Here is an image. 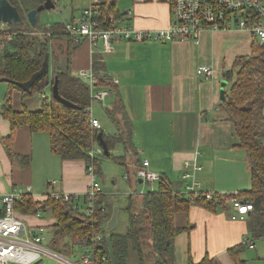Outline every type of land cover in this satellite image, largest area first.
<instances>
[{"label":"crops","instance_id":"1","mask_svg":"<svg viewBox=\"0 0 264 264\" xmlns=\"http://www.w3.org/2000/svg\"><path fill=\"white\" fill-rule=\"evenodd\" d=\"M91 1L71 0L67 15L54 24L77 21ZM125 1L127 8L122 11L116 5L121 24L139 31H157L172 23L170 0ZM256 41L259 40L245 28L207 31L198 44L116 41L110 50L101 42L93 47L81 39L68 66L73 74L80 69L93 70L97 59L102 67L100 74L107 76V81H117L105 108L112 109L117 99L124 102L137 154L133 160L131 152L117 144L123 147L124 154L116 157H127L125 163H120L127 167L133 161L139 167L147 160L150 170L160 173L174 191L181 193L191 182L185 173L193 174V168L200 167L196 171L200 191L247 195L252 189L249 155L238 146L235 125L221 99V86L226 81L227 91L225 76L235 70L238 58L253 54ZM52 44L55 48L66 47L61 39ZM200 65L212 66L215 75L209 79L198 77L196 70ZM100 88L108 86L97 85ZM24 100L22 105L27 106ZM97 105L101 107L100 103ZM97 105H93L95 111ZM110 124L104 122L102 130L114 135L117 128ZM9 134L10 123L0 114V195L16 187H31L28 196L41 203L54 191L84 197L91 182L85 159L64 160L52 152L48 132H34L28 126L16 131L10 150L5 143ZM40 208L39 216L37 212L18 215L33 229L45 228V244L51 249L56 219L50 208ZM231 214L229 202L208 207L195 199L188 209L176 212L174 225L181 232L174 239L173 264H239V260L245 264L243 255L248 248L241 247L244 239H258L253 229V211L245 219H232ZM75 247L63 254L51 249L59 256L46 257L36 264H69L63 260L73 263L68 258L76 256ZM237 248L241 249L233 255L232 249ZM78 258L77 264H83ZM128 264H139L135 253L131 252Z\"/></svg>","mask_w":264,"mask_h":264},{"label":"trees","instance_id":"2","mask_svg":"<svg viewBox=\"0 0 264 264\" xmlns=\"http://www.w3.org/2000/svg\"><path fill=\"white\" fill-rule=\"evenodd\" d=\"M9 1L18 9L24 23L20 26L6 24V32L12 35V39L6 41L4 48H0V78L6 77L17 82L27 81L41 69L47 52L51 53V70L35 82L29 93L9 83V90L0 109V114L10 123V134L5 140L7 147L11 150L16 131L28 126L34 132L50 134L51 149L54 154L61 156L64 160L85 159L87 165L90 163L87 150L94 145L101 146L98 134L102 132L110 154L105 155L103 150L101 157L94 160L95 168L99 171L101 170V159L113 156L111 150L117 144H122L126 152L134 153L131 121L121 99H117L112 109L105 108L104 111V117L117 128L116 134L95 130L90 125V114L87 111L92 104L89 81L73 74L69 66L67 70L60 66V58L66 56L69 61L71 54L79 45L67 32L65 24L56 23L49 26L44 33L47 35L39 37L36 32L40 29L38 28L40 13H38L34 28L29 23L27 14L46 0ZM53 1L56 4L58 0ZM117 1L101 0L102 21H107L109 15L120 19V13L116 9ZM56 39L64 40L66 47L55 48L52 43ZM99 65L96 59L93 70L97 85L108 86L113 91L116 90V85L107 81V76L100 74L102 67ZM55 76L58 77L60 95L76 107H69L57 101L52 91L50 95L44 93L46 87L50 85L53 87ZM225 79L228 81V89L225 91L223 105L235 125L240 142L238 146L249 155L252 173V189L247 195L239 194V197L253 204V229L258 238H261L264 237V43L256 41L253 54L249 57L238 58L235 70L228 73ZM15 90L20 92L21 97L25 99L39 94L40 108L31 110L22 105L21 110H15L12 102ZM113 157L122 163L126 162L127 158ZM101 195L95 199V212L92 216L86 215L87 201L85 198L80 202L66 203L54 200L50 194L44 203L35 201L29 195L21 202H17L15 208L17 213L24 214L36 213L41 206L44 209L50 208L56 219V225L49 247L63 254L69 253L71 246L80 248L82 240L87 235L98 232L108 223L112 210L110 211L104 205V198ZM138 196L139 206H136L134 197L129 196L126 207L128 229L125 234L109 229L103 230L101 248L98 251L106 259L98 264H111L106 241L108 234L112 236L116 264H128L131 252L137 255L139 264L174 263V239L181 232V229L174 225V215L180 210L188 209L191 200L194 199L187 194L174 191L170 182H166L163 176L155 191L141 193ZM230 197V195H224L212 200L199 197L195 200L203 202L208 207H215L218 200L220 204L226 205ZM146 245L152 249L150 262L147 261ZM241 247L246 249L244 245ZM239 249L241 248L232 249L231 252L235 255ZM238 262L244 264L240 260Z\"/></svg>","mask_w":264,"mask_h":264},{"label":"built area","instance_id":"3","mask_svg":"<svg viewBox=\"0 0 264 264\" xmlns=\"http://www.w3.org/2000/svg\"><path fill=\"white\" fill-rule=\"evenodd\" d=\"M170 2L173 19L171 25L164 30L139 31L127 24H121L112 15H109L104 22L101 19V0H92L81 12L80 18L75 22L65 23V28L76 42L86 39L93 47L101 42L107 50H110L116 41H193L198 44L203 33L207 31H225L233 28H245L264 43V0H170ZM5 28L6 24H0V48H4L6 41L12 39V35L8 34ZM76 74L89 81L92 102L100 103L103 108L107 107L108 99L114 95L113 89L110 87L97 89L96 77L92 69H80ZM196 75L209 79L215 75V70L212 66L200 65ZM112 82L116 84L117 81ZM87 111L90 114L89 123L92 128L102 131V123L94 115L92 104ZM102 154L103 148L99 145L87 150L90 160L87 173L91 180L83 197L87 201L85 210L87 216L94 214L95 199L103 194L94 164V160L100 158ZM149 166L147 160L143 161L133 171L135 178L148 183L159 181L162 175L150 170ZM200 169L194 167L193 174L189 171L185 173L184 177L191 179V182L186 186L183 194L189 195L192 199L202 197L206 200L224 196L222 193L200 191L201 184L196 179V171ZM53 182L51 181V184ZM31 191V187H16L11 192L0 195V264H36L46 257L59 256L46 246L45 228L41 226L33 229L17 213L15 204L26 198ZM50 196L56 201L66 203L83 200L80 196L58 191L50 193ZM230 196L232 219H245L254 210L253 204L247 199L240 198L238 193ZM40 214L39 210L37 215ZM104 229H108L107 224L105 228L102 226L98 232L87 235L82 240L79 257L83 264H98L106 259L98 251L101 248ZM243 245L250 249L254 248V239H244Z\"/></svg>","mask_w":264,"mask_h":264},{"label":"rangeland","instance_id":"4","mask_svg":"<svg viewBox=\"0 0 264 264\" xmlns=\"http://www.w3.org/2000/svg\"><path fill=\"white\" fill-rule=\"evenodd\" d=\"M71 0H58L56 4V8L51 11H45L42 14H39V23L37 36H45V31L49 26H52L55 22H60L63 16L67 15V12L71 8ZM127 8L125 0H118L117 1V9L123 10ZM84 10V9H83ZM60 20V21H59ZM9 88V83L1 82L0 81V104L4 103L7 91ZM52 86H48L45 88L44 93L47 95L51 94ZM41 97L39 94L36 96H32L28 99L24 100V103L29 107L31 110H38L41 104ZM23 99L21 97V93L17 90L14 91L13 94V108L15 110H21ZM97 105V102H93V105ZM108 104V103H107ZM97 110L93 111L96 115L101 118L102 124H110L109 121L104 117V109L103 107H99L97 105ZM111 125V124H110ZM113 156H121L124 154V149L121 145H116V147L111 150ZM133 160H136L137 154L136 151L134 153H130ZM111 156L109 158L101 159V173H98L97 180L100 183L103 195H101L103 199L104 205L111 211L114 206L119 207V217H118V226L116 228V232L119 234H125L128 229V213L126 207L128 205L129 196L132 195L134 197V201L136 206H139L140 200L138 199V194L155 191L159 185V181L154 183H148L146 181L140 182L137 178H135L134 170L137 168L136 164L130 162L129 165L126 167L124 164H121L119 161H116L115 158ZM127 160V159H126ZM125 163V161H123ZM133 164V166H131ZM134 167V168H133ZM134 186V187H133ZM137 199V200H136ZM108 210V211H109ZM112 212V211H111ZM112 215V214H111ZM109 221V220H108ZM106 225V224H105ZM105 225L103 228H105ZM255 245L254 248L250 249L246 247V252L243 255V258L246 260L245 264H264V237L258 238L254 241ZM145 249L146 255L148 256L147 261L150 262L151 259L149 258L152 256V249L149 245H146ZM75 254L76 256H70L68 259L73 263H78L79 261V254L80 248L75 247ZM242 259V258H241Z\"/></svg>","mask_w":264,"mask_h":264},{"label":"water","instance_id":"5","mask_svg":"<svg viewBox=\"0 0 264 264\" xmlns=\"http://www.w3.org/2000/svg\"><path fill=\"white\" fill-rule=\"evenodd\" d=\"M55 7H56V4L54 3L53 0H46L42 5L38 6L36 9L31 10L27 14V19H28L29 23L31 24V26L33 28L36 26L38 13H41L44 11H51V10L55 9ZM23 23H24L23 17L20 15L18 9L14 5H12L9 0H0V24H10L13 26H20ZM60 66L64 70L68 69V59L66 56H62L60 58ZM50 70H51V53L47 52L45 55V59L42 63L41 69L39 71H37L36 73H34L27 81L17 82V81H13V80L6 78V77H1L0 81L1 82H7V83H13V84L17 85L18 87H20L21 89H23L25 92L29 93L31 91V87L35 84V82L39 78H41L46 72H49ZM54 78H55V80H54V84H53V87L51 90L53 97L57 101H60L61 103L65 104L69 107H76V105H74L70 101L64 99L60 95L59 89H58V77L55 76ZM226 84H227L226 81L222 82V86H221V99L222 100L225 99V86H226ZM98 137H99V141H100V144L104 150L105 155L110 154V150L108 148L107 143L105 142V140L103 138L102 132H99ZM139 181L142 182L141 179ZM119 211L120 210H119L118 206L113 207L112 215H111V217L107 223L108 229L110 231H115L117 226H118ZM106 241H107V245H108V249H109V256H110L111 264H116L115 251H114V247H113V243H112L111 234L107 235Z\"/></svg>","mask_w":264,"mask_h":264}]
</instances>
